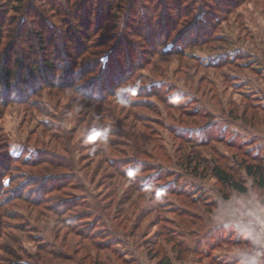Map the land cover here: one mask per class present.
Here are the masks:
<instances>
[{"label":"rangeland","instance_id":"obj_1","mask_svg":"<svg viewBox=\"0 0 264 264\" xmlns=\"http://www.w3.org/2000/svg\"><path fill=\"white\" fill-rule=\"evenodd\" d=\"M0 20L21 65L0 88V264H264L241 167L264 158V0H0Z\"/></svg>","mask_w":264,"mask_h":264},{"label":"trees","instance_id":"obj_2","mask_svg":"<svg viewBox=\"0 0 264 264\" xmlns=\"http://www.w3.org/2000/svg\"><path fill=\"white\" fill-rule=\"evenodd\" d=\"M111 1L112 0H110V2ZM8 6H10V4ZM14 8H16V7H11V8H9V10L11 9V11H12V9H13L14 11H17V9L15 10ZM0 21H2V20H0ZM6 22L7 21H5L4 23L0 22V31L3 30L4 26L6 25L5 24ZM18 26L16 25L17 28H18ZM0 36H1V33H0ZM107 38L108 37L102 36L98 39V42L92 43L93 45H91V46L97 45L98 43H99L98 46H102L103 42L106 41ZM13 48L14 47H11L10 50H12ZM87 49H89V47H86L84 52ZM15 50L16 49H13L14 52H15ZM86 54H89L90 56H95L96 54H99V53L95 52V53H86ZM13 55H14V53H13ZM89 58L91 59L92 57H89ZM80 63L85 64V62L83 60H81ZM44 64H45L46 68H50L49 64H47V63H44ZM36 66L39 68L38 65H36ZM79 66H81V65H79ZM16 69H18V70L21 69L19 58L15 59L14 62H12V57L10 58L6 54L0 55V88L2 86H6V88L11 87V82L14 80V77L16 75V73H15L17 71ZM34 69L35 68H31L30 71L32 72ZM89 70H92V71L88 72ZM23 72L25 74H28V72H26L24 70L22 71V73ZM86 72H88V74L91 75L92 74L91 72H94L93 67H92V69L88 68ZM67 87L70 88L72 86L70 84L64 86V88H67ZM241 167L243 168L246 175L253 180V184L256 187H258L259 189H261L263 191V194H264V158L262 160V163H251V164H248V165L246 164L245 166H241ZM213 170H214L215 178L217 179V181L221 185H224V186L230 188L231 190H233L239 194H245L246 193L245 185L243 183L239 182L238 180H235L234 176L223 171L219 166H214ZM166 264H169V262H166Z\"/></svg>","mask_w":264,"mask_h":264},{"label":"clouds","instance_id":"obj_3","mask_svg":"<svg viewBox=\"0 0 264 264\" xmlns=\"http://www.w3.org/2000/svg\"><path fill=\"white\" fill-rule=\"evenodd\" d=\"M256 256H258V257H259V256H264V253H257ZM253 264H260V262L257 261V260H254V261H253Z\"/></svg>","mask_w":264,"mask_h":264}]
</instances>
